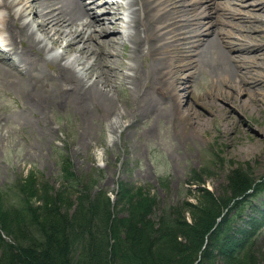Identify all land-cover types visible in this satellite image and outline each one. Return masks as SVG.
Instances as JSON below:
<instances>
[{"label":"rangeland","instance_id":"374dc122","mask_svg":"<svg viewBox=\"0 0 264 264\" xmlns=\"http://www.w3.org/2000/svg\"><path fill=\"white\" fill-rule=\"evenodd\" d=\"M229 1H233L231 6L235 9L260 12L247 10L260 0ZM213 2L215 8L219 1ZM88 3L92 11L99 10L97 4L90 0ZM220 11L215 13V19L222 16ZM240 16L251 20H241L242 25L252 24V16L248 13ZM228 29L235 33L230 25ZM235 34L239 36L238 31ZM248 35L252 36V32ZM130 46L126 42L117 49L110 48L108 60L112 61V66H105L112 68L110 73L116 76L117 84L122 85L123 89H118L122 94H118L133 100L134 93L125 77ZM229 52L237 55L239 50L234 46ZM67 56L73 68L90 65L88 58L78 51H71ZM16 62L23 67L18 59ZM246 66H252L255 73V63ZM31 69L28 76L32 74L31 82L42 94L40 102L30 99L16 83L0 76V206L6 204L3 197L9 188L16 181L24 182L32 171L42 173L48 183L60 187L65 160L76 175L97 180L94 190L107 189L113 205L118 204L117 192L123 182L128 188L132 187L130 199L119 204L118 215H128L145 206L154 234L148 246L155 251L159 249V253L172 254L170 264H174L189 255L195 259L196 254L192 252L195 240L192 241L189 235L187 241L180 236L176 240H167V234L159 238V219L165 204L180 208L178 214L189 224L186 230L191 232L190 228L197 229L200 217L205 219L204 222L218 223L222 218L227 220L233 216L235 207L232 208V204L241 197L233 196L228 204H224L225 197H231L233 193L228 189L232 173L236 175L237 171L246 169V175L252 173L256 181L264 175V95L256 96L253 87L250 98L248 90L245 93L235 91L233 96L226 95L228 99H222L221 90L230 89V84L221 83L222 74L214 76L202 68L195 73L187 93L195 112L190 120L135 113L123 117L106 116L98 111L87 115L60 90L58 73L52 65L35 63ZM121 108L130 112V106L121 103ZM251 192H254L252 188L246 191ZM211 194L216 206L211 197L206 199ZM244 197L248 199L245 203L248 216L251 213L259 219L258 225L254 226L257 233L252 236L251 254L255 256L254 262L264 264V191L253 198L252 195ZM74 200H77L76 196ZM153 203L156 205L146 207ZM184 203L192 204L186 210ZM208 210L214 214L206 212ZM239 223L246 224V221L242 219ZM0 231L5 238L11 239L2 232L1 222ZM208 235L205 243L212 239V235ZM149 254L152 253L149 251ZM199 260L196 256L194 264ZM210 264H213L211 260Z\"/></svg>","mask_w":264,"mask_h":264},{"label":"bare ground","instance_id":"6f19581e","mask_svg":"<svg viewBox=\"0 0 264 264\" xmlns=\"http://www.w3.org/2000/svg\"><path fill=\"white\" fill-rule=\"evenodd\" d=\"M94 1L101 11H92L86 0H0V36L6 33L10 54L0 56L1 78L40 102L42 94L28 73L35 63H48L58 73L60 90L87 115L98 111L106 116L135 113L190 120L195 112L187 93L202 68L214 76L222 74L221 83L230 84L221 90L222 99L248 90L250 98L252 87L256 96L264 95V0L247 9L260 12L235 9L229 0H218L215 8L214 0ZM218 10L223 13L215 19ZM247 13L252 24L242 25L241 20L251 21L240 16ZM126 42L131 48L125 77L133 100L119 95L122 85L105 66H112L110 48ZM234 46L239 50L235 56L229 52ZM71 51L85 55L90 65L73 68L67 56ZM252 63L255 73L246 66ZM121 103L130 106V112Z\"/></svg>","mask_w":264,"mask_h":264},{"label":"trees","instance_id":"16d2710c","mask_svg":"<svg viewBox=\"0 0 264 264\" xmlns=\"http://www.w3.org/2000/svg\"><path fill=\"white\" fill-rule=\"evenodd\" d=\"M64 162L60 187L48 183L42 173L32 171L24 182L16 181L4 194L6 204L0 206V222L2 232L11 239L5 238L0 231V264H170L172 254H162L157 252L159 249L155 251L148 246L154 234L145 206L128 215H118V206L130 199L132 187L128 188L123 182L117 192L118 204L113 205L107 189H93L96 179L86 180L76 175L69 169L68 162ZM232 175L228 189L233 193L225 197L224 204L233 196L241 197L232 204V208L235 207L232 217L222 218L218 223L204 222L200 217L197 229L190 228V232L186 230L189 224L178 214L180 208L167 203L159 219V238L167 234V240L180 236L187 241L188 235L192 236V241L195 240L192 252L196 254L195 259L200 257L198 264H210V260L213 264H257L251 248L252 236L257 233L254 226L259 219L251 213L248 216L245 211L248 199L244 196L250 198L252 195L253 198L264 190V175L257 183L252 173L246 175V169ZM253 187L254 192L246 193ZM209 197L216 206L215 197L211 194L206 199ZM191 204L186 203L185 209ZM206 212L214 214L211 210ZM242 219L246 224L239 223ZM207 235H212V239L205 243ZM179 259L174 264H188L189 261L194 264L195 261L191 255Z\"/></svg>","mask_w":264,"mask_h":264}]
</instances>
